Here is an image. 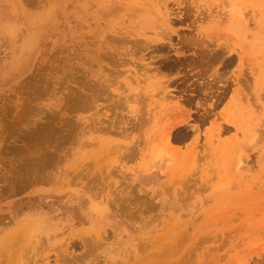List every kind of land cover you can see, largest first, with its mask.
Wrapping results in <instances>:
<instances>
[{
	"label": "rangeland",
	"instance_id": "rangeland-1",
	"mask_svg": "<svg viewBox=\"0 0 264 264\" xmlns=\"http://www.w3.org/2000/svg\"><path fill=\"white\" fill-rule=\"evenodd\" d=\"M0 222V264H264V0H0Z\"/></svg>",
	"mask_w": 264,
	"mask_h": 264
},
{
	"label": "bare ground",
	"instance_id": "bare-ground-1",
	"mask_svg": "<svg viewBox=\"0 0 264 264\" xmlns=\"http://www.w3.org/2000/svg\"><path fill=\"white\" fill-rule=\"evenodd\" d=\"M164 37H166L165 35H164ZM99 89H100V87H98ZM94 89V88H93ZM99 89H96V90H99ZM101 89H103V88H101ZM100 89V90H101ZM100 90H99V92H100ZM102 94V93H101ZM85 99V98H84ZM87 100V99H86ZM3 217V216H2ZM4 220H6V217H5V219ZM5 222V221H4ZM1 223V222H0Z\"/></svg>",
	"mask_w": 264,
	"mask_h": 264
}]
</instances>
